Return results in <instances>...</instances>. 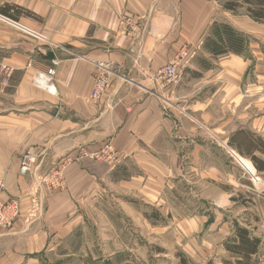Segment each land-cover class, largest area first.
Masks as SVG:
<instances>
[{
  "label": "crops",
  "instance_id": "0c3cea01",
  "mask_svg": "<svg viewBox=\"0 0 264 264\" xmlns=\"http://www.w3.org/2000/svg\"><path fill=\"white\" fill-rule=\"evenodd\" d=\"M223 1L0 0V74L13 89L0 88V200L16 198L21 205L13 225L0 230V264L80 257L73 241L84 238L87 225L107 226L112 234L121 225L151 226L146 209L167 214L163 194L178 181L201 193L219 192L203 203L235 207L244 201L238 195L249 193L263 206L264 193L227 146L255 167L230 140L239 132L264 140V26L225 10ZM124 16L139 24L137 33L125 34ZM215 21L250 37L251 59L213 60L203 53ZM186 45L197 48L186 70L201 77L186 73L179 84L156 83V72ZM201 58L212 69H201ZM99 65L111 86L94 103ZM107 142L121 155L116 167L83 159L65 169L66 190L38 186L36 180L80 148ZM29 147L38 155L37 179L19 174ZM251 155L264 163V153ZM124 172L138 173L124 178ZM258 172L264 181V169Z\"/></svg>",
  "mask_w": 264,
  "mask_h": 264
},
{
  "label": "rangeland",
  "instance_id": "374dc122",
  "mask_svg": "<svg viewBox=\"0 0 264 264\" xmlns=\"http://www.w3.org/2000/svg\"><path fill=\"white\" fill-rule=\"evenodd\" d=\"M186 73L191 72L185 68L181 75ZM5 79L8 77L0 74V88L11 92L10 80L8 85L2 84ZM243 161L255 170L251 162ZM137 173L124 172L123 177ZM197 191L191 190L190 182L185 181H178L176 190L165 189L163 195L169 201L170 210L161 214L156 208L146 209L151 215V226L121 225L116 234L106 230L107 226L104 229L85 226L84 238L73 241V245H79L81 256L66 260L64 264H225L234 260L225 248V243L232 237L234 221L262 238L263 245L256 259L264 264V204L257 205L254 203L256 198L246 193L237 197L244 198L241 205L220 208L217 205L222 202L203 203V197L215 198L219 192ZM204 222L214 225L206 226ZM60 258L44 256L41 264H56Z\"/></svg>",
  "mask_w": 264,
  "mask_h": 264
},
{
  "label": "built area",
  "instance_id": "2783aa9c",
  "mask_svg": "<svg viewBox=\"0 0 264 264\" xmlns=\"http://www.w3.org/2000/svg\"><path fill=\"white\" fill-rule=\"evenodd\" d=\"M121 25L124 28V32L127 35H133L139 31V24L135 22L133 18L123 17L121 18ZM197 55V48L186 45L179 52H177L169 62L162 68H160L154 77V81L163 87L176 85L180 83L181 72L185 69ZM56 65V64H55ZM4 70H7L4 68ZM47 75L52 79L56 75V68L52 67L48 70ZM9 78L5 79L2 84L8 85ZM111 86L110 74L99 65L97 72L93 77V89L90 99L94 103L100 102ZM228 154L242 167L245 174L249 177L251 183L260 188V192L264 193V181L261 175L255 169L250 170L243 159L239 157L236 152L227 146ZM83 159H90L99 163L108 164L116 167L121 160L120 153L112 145L111 142L103 144L96 150H90L88 148H80L75 158L67 157L63 160L55 169L48 172L42 178L36 180L38 186L44 188L48 192H61L66 190L67 183L64 175L65 169L73 162L81 161ZM39 171L38 155L35 147H29L27 151L21 156L19 163V174L22 177L32 176L36 177ZM21 214V205L18 199L11 198L8 201L0 200V230H6L10 228L15 220Z\"/></svg>",
  "mask_w": 264,
  "mask_h": 264
},
{
  "label": "trees",
  "instance_id": "16d2710c",
  "mask_svg": "<svg viewBox=\"0 0 264 264\" xmlns=\"http://www.w3.org/2000/svg\"><path fill=\"white\" fill-rule=\"evenodd\" d=\"M223 8L233 13L244 12L258 23L264 24V0H224ZM250 37L235 29L232 25L225 22L215 21L204 38L202 51L210 59L218 60L220 58L236 55L251 59L249 55ZM201 69L210 70L213 65L210 60L201 58L199 60ZM195 78L201 77L198 72H191ZM236 145H235V144ZM230 145L237 147L239 152L252 159L258 171L264 169V163L257 162L251 155V151L259 150L264 153V140L248 135L245 132L237 133L231 140ZM124 178H127L124 176ZM156 216H159L157 213ZM151 218V216L149 217ZM232 237L225 243L226 250L231 254L233 261H226L225 264H261L256 256L261 251L263 240L261 237L253 234L247 226H243L234 221ZM208 264H213L212 262Z\"/></svg>",
  "mask_w": 264,
  "mask_h": 264
},
{
  "label": "bare ground",
  "instance_id": "6f19581e",
  "mask_svg": "<svg viewBox=\"0 0 264 264\" xmlns=\"http://www.w3.org/2000/svg\"><path fill=\"white\" fill-rule=\"evenodd\" d=\"M244 162H245V161H244ZM247 166H248V165H247ZM249 168H250V170L254 171V169H253L251 166H250Z\"/></svg>",
  "mask_w": 264,
  "mask_h": 264
}]
</instances>
